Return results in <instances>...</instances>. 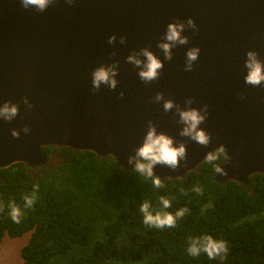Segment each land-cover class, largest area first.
I'll list each match as a JSON object with an SVG mask.
<instances>
[{
	"label": "water",
	"instance_id": "1",
	"mask_svg": "<svg viewBox=\"0 0 264 264\" xmlns=\"http://www.w3.org/2000/svg\"><path fill=\"white\" fill-rule=\"evenodd\" d=\"M189 18L197 27L183 32L188 43L172 49V60L164 59L157 45L167 25ZM112 35L116 41L109 44ZM145 47L164 64L148 84L126 61ZM192 47L200 53L189 72L184 66ZM249 50L264 60V0H55L43 12L25 9L21 0H0V104H19L12 121L0 120V170L44 166L51 157L44 149L58 147L112 157L132 172L128 157L152 121L177 146L186 144L187 160L178 169L154 166L160 179L183 178L223 144L229 160L216 163L226 172L216 179L249 184L264 174V87L244 81ZM114 60L116 89L102 85L94 92L93 69ZM157 92L182 108L208 106L200 127L210 134L209 145L179 135L183 125L175 108L165 112L163 102H154Z\"/></svg>",
	"mask_w": 264,
	"mask_h": 264
},
{
	"label": "trees",
	"instance_id": "2",
	"mask_svg": "<svg viewBox=\"0 0 264 264\" xmlns=\"http://www.w3.org/2000/svg\"><path fill=\"white\" fill-rule=\"evenodd\" d=\"M72 154L75 171L46 170L40 182L21 164L0 170V243L6 235L30 232L22 264H264V174L253 176L249 186L220 184L215 162L205 161L186 181L161 179L164 187L155 188L111 157ZM37 186V199L26 208L24 197ZM161 196L171 202L164 211L188 209L173 228L143 223L141 204L161 210ZM13 202L22 211L18 224L10 216ZM203 235L227 242L224 259L188 254L189 237Z\"/></svg>",
	"mask_w": 264,
	"mask_h": 264
},
{
	"label": "clouds",
	"instance_id": "3",
	"mask_svg": "<svg viewBox=\"0 0 264 264\" xmlns=\"http://www.w3.org/2000/svg\"><path fill=\"white\" fill-rule=\"evenodd\" d=\"M54 2L55 0H21V4L25 9L34 7L39 12L45 11L49 7V5L53 4ZM66 2L68 4H72L73 0H66ZM196 27L197 26L195 24V21L192 18H189L186 23L179 20L175 22H170L167 25L164 37L157 45V47L163 51L164 59L169 61L172 60L173 58L172 49L177 45H185L188 43V37L183 35L185 29L186 28L196 29ZM115 41H116L115 35H112L108 38L109 44H113L115 43ZM125 42H126V37L121 36L120 43L123 44ZM199 53H200V49L198 47H192L187 50L186 61L184 66L185 71L190 72L193 70V64L198 59ZM112 55L114 56L115 52H113ZM126 61L139 70L138 76L141 79V81H143L145 84H148L158 79L161 70L164 67L163 61L159 59L157 55L154 54L151 50H149L148 47L141 48L139 52L133 50L132 53L126 57ZM118 66H119V61L114 60L110 64H102L96 67L95 69H93L91 73L92 90L94 92L99 91L102 85H105L108 88L115 90L118 84V80L116 79L119 72ZM244 67L247 70L246 75L244 77L245 83L254 87H264V60L260 58V55L257 51L249 50L246 52L244 59ZM119 95L123 97L124 93L120 92ZM153 99L155 103L163 102V110L165 112H169L173 108H175V112L179 116L177 122L183 125V127L179 131L180 136L188 137L202 146L209 145L211 136L208 132H206L205 129L200 127V125L206 120L208 115L207 105H204L202 108H195V107L182 108L179 104H176L175 101H173L172 99H166L162 92H157ZM23 103L27 105L29 109L33 107V105L28 101L27 97L24 98ZM184 103L186 105H191L193 103V99L187 98L185 99ZM18 112H19L18 103H13L12 101H4L2 104H0V120L10 122L18 115ZM23 131L25 133H28L30 131L29 126L25 125ZM12 136L18 138L20 136V132L16 129H13ZM63 149H67V148H63ZM44 150L49 155V153L46 151V148ZM69 151L71 153L75 152L71 150ZM83 153H88V152H83ZM61 154H65V153H61ZM222 155L224 156V159H226V161L229 160L225 146L223 144H221L214 151H209L206 155L205 161L211 164H214V162L215 164L219 163L217 162V160ZM73 157L75 156L73 155ZM101 158H106V157H101ZM70 160L71 159L67 161V164L59 166L63 168L64 173L69 174L72 171H75V169L71 167L73 163H71ZM181 160H185V161L187 160L186 144L184 142H180L179 145L177 146L172 136L166 134L163 131L158 132L157 126L152 121H149L142 144L135 149L134 155L128 157L127 162L129 165L133 166L132 172L136 173L139 177H144L145 179H151L152 185L155 188H162L164 187V185L162 184L160 177L155 174L154 166L159 164V165L167 166L171 170H176L180 166ZM46 166H49L46 169L48 173L52 171V169L57 168L55 161H52L50 159L48 160L46 165L41 167L39 166L37 168H40L42 170L45 169ZM117 166L119 165L117 164ZM67 168H69L70 171L66 172L65 169ZM132 172H127V174H130ZM216 173L226 174L225 169H223L220 165H215V179H216ZM259 175H263V174H259ZM46 177H48V175H46ZM181 179L186 181L187 174ZM252 179L253 177L250 179L249 184H242L238 182L235 183L249 186L252 182ZM216 181L220 184L228 182V181L219 182L217 179ZM193 191L200 193L202 189H200L199 187H194ZM37 192H38V186L33 189L30 195H25L24 206L26 208H31L33 206V204L37 199ZM97 196L102 197L101 194ZM160 204L162 205L161 210L154 209L151 203L147 201L141 204L140 212L143 214V223L145 225L159 229L173 228L176 226L177 220L179 218L184 217L185 214L188 212V209L186 207L180 208L175 212V214L164 211L163 209H168L171 207L170 200L165 198L164 196L160 197ZM9 208H10V216L12 220L17 224L20 223V218L22 216L21 209L14 202L9 204ZM0 210H2V206H0ZM26 234H24L23 236H25ZM29 235L31 236V233ZM5 237L0 244L3 243ZM15 238H21V237H15ZM228 251L229 248L227 246L226 241L222 239H214L211 235L189 237V246L187 248V252L192 257H199L201 253H205L209 259H216L217 257H219L220 259H224Z\"/></svg>",
	"mask_w": 264,
	"mask_h": 264
},
{
	"label": "rangeland",
	"instance_id": "4",
	"mask_svg": "<svg viewBox=\"0 0 264 264\" xmlns=\"http://www.w3.org/2000/svg\"><path fill=\"white\" fill-rule=\"evenodd\" d=\"M30 233L21 238L5 237L0 244V264H22L21 250L30 238Z\"/></svg>",
	"mask_w": 264,
	"mask_h": 264
},
{
	"label": "flooded vegetation",
	"instance_id": "5",
	"mask_svg": "<svg viewBox=\"0 0 264 264\" xmlns=\"http://www.w3.org/2000/svg\"><path fill=\"white\" fill-rule=\"evenodd\" d=\"M63 148H50V151L48 152L49 155H51L50 160L55 161L57 168H55L56 170L59 169V166L61 165H65L67 164V161L70 160L71 163H73V154L68 150L67 153L65 154H61V152H63ZM49 166H46L45 169H40V168H28L26 167L25 170H28V175L30 176V178H34L36 181L40 182L41 178H42V174H45L46 169ZM66 172L70 171L69 168L65 169ZM29 178V179H30ZM28 179V180H29Z\"/></svg>",
	"mask_w": 264,
	"mask_h": 264
}]
</instances>
